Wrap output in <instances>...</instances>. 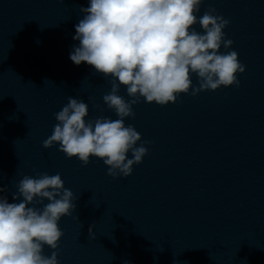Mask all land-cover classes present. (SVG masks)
I'll use <instances>...</instances> for the list:
<instances>
[{"label": "clouds", "instance_id": "clouds-1", "mask_svg": "<svg viewBox=\"0 0 264 264\" xmlns=\"http://www.w3.org/2000/svg\"><path fill=\"white\" fill-rule=\"evenodd\" d=\"M203 2L89 0L88 7H81L84 15L75 25L73 37L79 45L71 51L70 59L111 78V91L103 101L118 118L88 120V104L70 96L54 114L57 123L43 141V148L59 144L66 158L75 157L87 166L90 158L96 157L108 166L107 175L128 177L133 166L148 155L144 144L152 143L144 141L137 146L141 134L125 124L126 118H135L133 106L141 98L165 106L176 103L181 94L195 97L221 86L239 87L237 76L245 72V65L236 51L221 52V47L230 49L234 43L225 39L224 29L230 21L211 6L198 16ZM197 24L202 32L195 30ZM193 75L198 78V87L193 86ZM121 86L131 99L119 95ZM129 153L132 158H128ZM4 191L0 187V193ZM74 199L59 173H41L36 178L25 175L13 195L19 202L9 203L0 195V264H59L58 252L48 256L44 249L59 248L64 236L59 222L72 216ZM88 233L93 234L92 226Z\"/></svg>", "mask_w": 264, "mask_h": 264}]
</instances>
